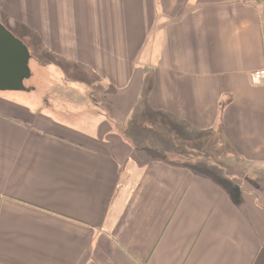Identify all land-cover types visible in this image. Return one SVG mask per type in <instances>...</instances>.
Listing matches in <instances>:
<instances>
[{
  "label": "crops",
  "instance_id": "1",
  "mask_svg": "<svg viewBox=\"0 0 264 264\" xmlns=\"http://www.w3.org/2000/svg\"><path fill=\"white\" fill-rule=\"evenodd\" d=\"M3 14L73 84L0 96V264H264V0Z\"/></svg>",
  "mask_w": 264,
  "mask_h": 264
},
{
  "label": "water",
  "instance_id": "2",
  "mask_svg": "<svg viewBox=\"0 0 264 264\" xmlns=\"http://www.w3.org/2000/svg\"><path fill=\"white\" fill-rule=\"evenodd\" d=\"M31 52L25 41L0 22V92H29L26 81L32 76Z\"/></svg>",
  "mask_w": 264,
  "mask_h": 264
},
{
  "label": "rangeland",
  "instance_id": "3",
  "mask_svg": "<svg viewBox=\"0 0 264 264\" xmlns=\"http://www.w3.org/2000/svg\"><path fill=\"white\" fill-rule=\"evenodd\" d=\"M0 21L4 25L8 26L9 29H11V31L14 32L15 35L18 36L20 39L22 38L26 39V37L24 36V35H27L25 34L26 30H21V28L17 30V26L10 24V21L6 18L4 14H3V17H0ZM25 43L27 44V42ZM30 44L31 42H29V45ZM33 53H36V52H33ZM44 61L45 60H42V62L40 61L41 64H43ZM46 62H48L49 64V65L46 64L47 65L45 67L46 73H45V68L43 66H39L37 61H35L34 59L30 63L31 68H32V76L29 80L26 81V84L28 87H33V89L35 90L29 91V92L27 91L26 92L24 91H5V92H0V96H3L5 97L4 99L8 101H13L22 106H25L26 104L36 106L34 105V102L37 103V101L35 100L37 98V95L38 97H40L39 94L44 92L46 88L51 89L55 93H61L63 95L67 93L68 91H72L71 89H68L67 86L68 85L70 86L71 84H73L72 82L70 83V81H73V80L65 76L66 74L63 73L60 68L56 66L54 67V64H51L50 61H46ZM64 67H67V66L64 65ZM80 74L81 75L83 74V76H85L88 73L85 72V70L84 71L81 70Z\"/></svg>",
  "mask_w": 264,
  "mask_h": 264
},
{
  "label": "built area",
  "instance_id": "4",
  "mask_svg": "<svg viewBox=\"0 0 264 264\" xmlns=\"http://www.w3.org/2000/svg\"><path fill=\"white\" fill-rule=\"evenodd\" d=\"M251 78L255 84L264 82V64L261 68L252 72Z\"/></svg>",
  "mask_w": 264,
  "mask_h": 264
},
{
  "label": "bare ground",
  "instance_id": "5",
  "mask_svg": "<svg viewBox=\"0 0 264 264\" xmlns=\"http://www.w3.org/2000/svg\"><path fill=\"white\" fill-rule=\"evenodd\" d=\"M30 68H31V65H30ZM31 71H32V68H31ZM27 85V84H26Z\"/></svg>",
  "mask_w": 264,
  "mask_h": 264
}]
</instances>
